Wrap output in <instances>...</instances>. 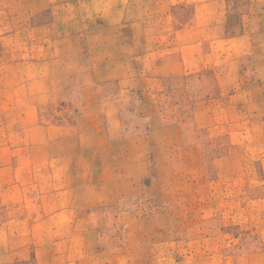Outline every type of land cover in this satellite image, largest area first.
Masks as SVG:
<instances>
[{
  "label": "rangeland",
  "instance_id": "374dc122",
  "mask_svg": "<svg viewBox=\"0 0 264 264\" xmlns=\"http://www.w3.org/2000/svg\"><path fill=\"white\" fill-rule=\"evenodd\" d=\"M0 264H264V0H0Z\"/></svg>",
  "mask_w": 264,
  "mask_h": 264
}]
</instances>
